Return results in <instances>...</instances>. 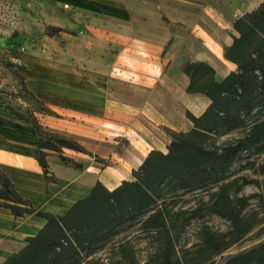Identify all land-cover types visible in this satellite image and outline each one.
<instances>
[{
	"label": "rangeland",
	"instance_id": "1",
	"mask_svg": "<svg viewBox=\"0 0 264 264\" xmlns=\"http://www.w3.org/2000/svg\"><path fill=\"white\" fill-rule=\"evenodd\" d=\"M65 1L0 0V148L9 150L12 158H21L20 155L35 158L39 139L37 125L45 131L71 136L88 152L63 148L64 155L85 164L82 177L76 174L74 178L82 181L92 176L96 182L101 181L112 190L124 179L134 178L133 171L142 164L137 158V150L146 152V157L154 149L166 153L172 141L168 129L189 131L194 124L184 107L166 99V95L178 89L176 83H171L174 73H167L169 83H155L153 89L141 86V83H119L116 94L121 101L138 106L135 111L134 108L126 109L121 113V118L107 115L98 122L73 120L40 100L30 83L27 56L45 49L55 54L56 49L85 43L78 31L63 27L65 19H74L75 16V9L65 5ZM196 1L212 4L218 10H223L225 3H231L241 11L264 0ZM152 4L155 7L153 10L166 18L160 6L154 2ZM122 14L125 15L124 12ZM16 58H20L21 62H16ZM216 77L219 78L217 72ZM208 78L206 75L202 81L207 82ZM148 100L161 114L165 113L173 119L176 116L173 125L155 116L150 110L152 105L145 103ZM180 113H183V124L179 123ZM263 120L264 102L246 116L242 127L214 133L210 140L217 144L237 141L246 137ZM75 122H82L83 125L80 128L73 126ZM60 157L59 151H50L47 156L51 169L59 175L66 173L65 169L72 168ZM96 157L107 159L109 165L97 161ZM0 170L10 176L19 193L28 197L38 210H43L37 207L40 197L32 192L34 186L39 185L36 180L32 185L16 171L9 174L2 165ZM109 174L117 176L119 181L110 184ZM55 182L58 184V179ZM82 182L86 185L89 183ZM163 203L171 214L178 212L180 217V226L175 233V248H172V256L178 259L179 264H225L230 257L264 243V139L248 145L219 181L197 190L167 189ZM40 218L45 224L46 219ZM141 218L113 231L97 246L82 251L81 259L100 258L106 264H113L119 257L120 245L129 243L139 263L150 264L160 244L166 249L167 245L160 233L144 226ZM217 241L225 243L227 248L215 255ZM25 244V239L18 242L10 255Z\"/></svg>",
	"mask_w": 264,
	"mask_h": 264
},
{
	"label": "crops",
	"instance_id": "2",
	"mask_svg": "<svg viewBox=\"0 0 264 264\" xmlns=\"http://www.w3.org/2000/svg\"><path fill=\"white\" fill-rule=\"evenodd\" d=\"M65 2L75 9V16L65 19L63 27L78 31L85 43L56 49L55 54L45 49L28 55L30 83L36 96L54 110L73 120L96 122L103 121L107 115L121 118L126 109L138 108L131 102L121 101L116 94L119 83H141L153 89L155 83H169L167 73H174L171 83H176L178 89L166 95V99L195 115L203 113L211 100L205 94L188 92L190 78L182 69L184 63L206 61L215 68L219 78L237 70V64L225 57V48L238 35L233 21L259 4L253 3L240 11L231 3H225L224 9L218 10L212 4L196 0ZM153 2L165 12L166 18L153 10ZM145 103L152 105L150 100ZM151 108L162 122L173 125L176 116L173 119ZM182 116L180 113V124L184 122ZM82 125V122L73 123L79 128ZM136 154L142 163L147 153L137 150ZM20 156L14 159L9 150L0 148V165L9 174L16 171L29 184L38 182L32 192L40 197L37 202L40 209L64 213L96 183L92 176L82 180L88 181L87 185L77 181L85 170L65 169L61 165L66 173L61 176L54 171L58 184L46 181L35 158ZM108 177L110 184L119 181L117 176L109 174ZM43 225L40 217H16L8 209L0 208V243L3 244L0 261L11 254L18 242L35 235Z\"/></svg>",
	"mask_w": 264,
	"mask_h": 264
},
{
	"label": "trees",
	"instance_id": "3",
	"mask_svg": "<svg viewBox=\"0 0 264 264\" xmlns=\"http://www.w3.org/2000/svg\"><path fill=\"white\" fill-rule=\"evenodd\" d=\"M233 27L238 35L225 48V57L237 64V70L217 78L215 68L206 61L184 63L182 69L190 78L188 92L205 94L211 102L200 115L187 112L194 124L189 131L168 129L172 139L168 151L151 150L133 171V179H124L112 190L97 181L66 212L55 214L38 210L18 192L10 176L0 170V206L16 217L34 215L46 219L35 235L25 239L26 244L18 252L0 264H106L100 258L84 261L81 252L97 246L113 231L141 216L144 226L160 233L167 245L166 249L160 244L150 264H179L172 256V248L180 217L178 212L171 214L164 207L166 190H197L219 181L248 145L264 139L263 120L237 141L217 144L210 140L214 133L242 127L246 116L264 102V1L237 17ZM206 75L209 80L203 82ZM36 129L39 139L35 158L46 181L57 180L47 159L50 151H59L62 162L84 170V163L63 153V148L88 153L79 141L45 131L39 125ZM96 160L109 165L105 158ZM228 207L231 208L230 204ZM216 245L215 255L227 248L223 242L217 241ZM263 262L264 243L230 257L225 264ZM113 264L140 263L132 246L123 243Z\"/></svg>",
	"mask_w": 264,
	"mask_h": 264
},
{
	"label": "built area",
	"instance_id": "4",
	"mask_svg": "<svg viewBox=\"0 0 264 264\" xmlns=\"http://www.w3.org/2000/svg\"><path fill=\"white\" fill-rule=\"evenodd\" d=\"M16 62L20 63L21 59L20 58H16Z\"/></svg>",
	"mask_w": 264,
	"mask_h": 264
}]
</instances>
